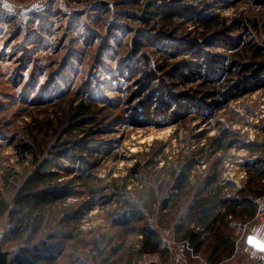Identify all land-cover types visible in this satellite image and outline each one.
Wrapping results in <instances>:
<instances>
[{"label":"rangeland","instance_id":"rangeland-1","mask_svg":"<svg viewBox=\"0 0 264 264\" xmlns=\"http://www.w3.org/2000/svg\"><path fill=\"white\" fill-rule=\"evenodd\" d=\"M93 1L97 3V7H90V4L94 6ZM118 2L120 1L0 0V202L7 204V211L0 215V264H17L13 259L20 250L32 246H36L34 251H38L39 255L47 253L56 257L52 263L35 264H105L103 260L106 258L112 260L109 257L111 249L122 241L118 234L109 236L114 231H119L109 224L111 211L116 210V205L106 204L100 197L90 199L85 193L87 189H83L81 185V180L85 177H80L79 174L89 172L91 177L102 181L97 183L92 180L88 188L109 184L110 177L124 176L126 170L134 165L136 153L145 154L141 158L142 167L147 165L153 151L164 144L162 156H168V160L174 159L177 153L185 155L187 150L199 149L205 141L201 137L190 139L188 145L181 143L180 139L199 134L202 130L212 128L214 124H220L217 128L229 126L235 131L237 134L231 138L236 143L223 154L214 155L205 164H201L202 160L197 157L200 163L194 167L195 172H204L207 166L216 162V158L222 157L221 164L216 167L220 180L233 182L237 188L258 186L257 181L255 184H245L254 173L246 164L252 165L261 160L262 163L256 169L263 170L264 152L250 151L245 146L250 142L264 144V131H261L264 130V84L253 93L234 97L220 111L212 113L208 121L201 115L191 113L175 122L166 118L157 120V125L135 126L131 112L136 103L141 102L149 92L159 90L165 93L163 84L169 86L168 93L183 94L188 99L191 96L199 97L202 88H198L197 84L200 81L183 83L169 77L168 74L183 57L180 53H177L175 59L172 57L173 53L171 57L168 55L171 49L167 47H172V43L167 42L169 37L177 42L192 41L203 45L205 41L212 40L215 30H219L235 43L226 49L218 45L203 48L211 57L217 54L220 57H232L234 52L236 60L243 61L248 56L242 48L243 42L260 45L264 51V0H186L184 5L193 8V15L184 13L181 18L173 21L171 29H167L168 26L162 27V23L156 19H150L149 24H154L159 34L165 35L163 39L166 43L163 45L169 51L161 52L150 44L144 45L141 49L143 58L137 64L138 73L131 77L128 70L125 71V66L120 71L119 65L129 61L131 56L130 42L135 37L132 31L147 30V26L138 20L118 15L119 11H126L138 17L142 14L141 6L121 8L115 5ZM194 14L208 16L203 19L210 25V29H203L192 22ZM214 16L216 18L209 21ZM90 17L97 18L93 20ZM112 24L118 27H112ZM215 24L217 27L213 28ZM103 45L107 47L102 57H99L98 52ZM236 45L238 47L233 49ZM143 70L148 77H153L148 93L132 98L133 92L143 84ZM39 92H42V97H39ZM81 100L89 106L92 118L91 123L79 127L82 131L75 128L80 126L77 121L73 118L68 120V114H74L71 107ZM233 111L238 116H232ZM249 111L252 113L249 114ZM190 118L193 119L189 121ZM232 118L234 123L231 125ZM49 121L54 127H46ZM70 123L74 125V131L65 133L72 126ZM40 130L42 132L37 134ZM175 131L178 132L177 140L173 137ZM45 133L48 137L43 139L42 135ZM214 133L212 130L206 136ZM31 134L43 140L46 151L38 154L35 159L28 157V161L23 162L17 157L14 147L28 144ZM76 142L86 143L93 149V155L87 157L82 151L74 154L71 149H62ZM55 144L59 150L57 152L52 149ZM58 153H62L63 157L57 161L60 168L50 171L57 174L55 176L58 179L52 181L50 187H46L49 178L45 177L42 181L44 184H41L38 191L54 187L57 190L83 192L80 197L70 196L58 205L60 209L71 206L69 216L72 220L64 222L56 211L59 208L51 213L49 210L55 204L48 205L37 234L32 235V232L23 230L20 234L9 233L21 218L14 199L22 190L26 177L38 164L44 162L43 158L55 163L54 156ZM81 158L84 159V164H89L87 168L76 163ZM73 159L75 162H71ZM163 163L161 158L154 168L146 170L155 172L164 166ZM9 170H12V175L8 176ZM259 184L263 186L264 193V182ZM132 189L133 184L126 190ZM39 192L31 193L30 196ZM29 193L26 190L21 196H29ZM228 193L233 194L232 191ZM13 210L11 215L9 212ZM225 213L227 215L223 224L217 223L215 228H218L221 236L229 237L235 242L238 253V259L226 264H250L252 260L258 262L264 245L255 238L264 239V224L257 222L254 215L249 218L248 210L243 207H237L231 213L229 209H223L221 215ZM147 221L152 228H158L151 218ZM174 224L166 229H157L168 249L167 254L148 256L140 264H207V261L209 264H217L211 257V234L205 235V238L211 239L207 240L201 254L189 255L191 248L186 247V241L182 240L181 234L176 233ZM192 228L195 231L201 230L199 226ZM72 230L82 231V237L88 240H98L93 252L86 249L74 253L68 249L70 241L63 239L62 233ZM108 232V240L111 236L113 238L105 241L111 243L105 247V254H102L100 250L105 243H100L98 236ZM139 239L138 236H129L125 239L124 246L135 244ZM252 253H256L255 256ZM247 254L251 259H248ZM224 256L226 255L222 257Z\"/></svg>","mask_w":264,"mask_h":264},{"label":"trees","instance_id":"trees-1","mask_svg":"<svg viewBox=\"0 0 264 264\" xmlns=\"http://www.w3.org/2000/svg\"><path fill=\"white\" fill-rule=\"evenodd\" d=\"M119 1L115 4L118 7L141 6L142 11V14L138 17L126 11H119L118 15L120 17L138 20L147 26V30L134 29L132 31L135 37L130 42L131 56L128 58L129 61L127 60L119 65V70L121 71L122 67L125 66V71L128 70L131 77L138 73L139 66L137 64L143 58L141 49L144 48V45L150 44L161 52L169 51L163 45L166 43V40L163 39L165 35H160L159 31L155 29L154 24H149L150 21L156 19L162 23V27L168 26L167 29H171L170 26L173 24V21L181 18V15L184 13L189 16L193 15L191 14L193 13V8L184 5L186 0H170L169 2L165 0ZM93 3L94 6L89 2L90 7H97V3L94 1ZM192 17L191 21L195 22L197 26L203 29H210V25H207V22L204 21L208 16L194 14ZM90 18L94 20L97 17ZM215 18L216 16L209 21ZM112 25V27H118L115 24ZM216 27L217 24L213 26V28ZM150 29L152 30L150 31ZM221 33L219 30H215L211 38L212 40L205 41L203 45L192 41H186V43L177 42L172 37H169L167 42L172 43V47H167L171 49L168 55L171 57L173 53V59H175L177 53L183 56L178 60L177 66L168 74L169 77L174 81L181 80L183 83L198 80L200 82L197 84V87H201L202 90L198 98H192L191 96L189 99L184 97L183 94L168 93L169 86L165 84L162 85V88L167 93L159 90H153L148 93V86L152 82L153 77H148L147 73L143 70L141 78L143 84L139 85V88L133 92L131 97L139 98L146 93L148 94L143 97L141 102L136 103V107L131 112L132 123L135 126L157 125V120H165L166 118L173 119L172 122H175L183 119L186 114L191 113L201 115L205 121H208L212 113L220 111L224 104L234 97L253 93L264 84V51L261 50L260 45L243 42L242 48L249 56L243 61L236 60L234 52L232 53V57L225 58L220 57L218 54L211 57L204 51L203 48L212 45H218L223 49H226L228 46H234V40L226 38ZM106 47L104 45L101 47L98 52L99 57ZM237 47L236 45L233 49ZM215 58L218 59L216 60ZM96 62L100 63V60ZM41 95L42 92H39V97H42ZM88 107L83 100L71 107V112H74V114L72 116L68 114V120L73 118L74 121H77V125L80 126H76V129L83 127L87 123H91L92 118ZM192 108L195 109L193 110ZM248 113L251 114L252 112L249 111ZM232 116L236 117L238 114L233 111ZM192 119L190 118L189 121ZM233 123L234 118H232L231 125ZM70 125L72 124L70 123ZM217 126L219 127L220 124H214L212 128L202 130L199 134L181 138L180 142L186 145L189 144L190 139L195 140L201 137L205 141L199 149L187 150L185 155L177 153L174 159L168 160V156H162V149L165 147V144L160 149L153 148L155 150L151 154L150 160H147V165L144 164L142 167L141 158L145 154H134V158L136 159L134 165L126 170L124 176L110 177L109 184H99L100 186L88 188V184L96 179L91 177L89 172L79 174L80 177H85L81 180V185L83 189H87L85 193L90 199L100 197L106 204L114 203L116 205V210L111 211L112 218L109 224L111 228H117L119 231H114L111 234L108 232L98 237L100 238V243H105L106 240L110 241L113 238L111 236L108 240L107 237L118 234V238H122V241L120 245L111 249L109 257L112 260L106 258L103 260V263L121 264L124 262L125 264H140L148 256L154 254L166 255L168 249L160 237V230L157 229L169 228L172 223H175L173 226H175L176 233L181 234L182 240L186 241V247L191 248L189 255L195 256L203 252L207 240L211 239L205 238L207 234H211L213 241V244L210 245L211 257L216 256L218 258L219 256L232 254L234 241L229 237L221 236L218 228H215L216 224H223L224 222L227 213L221 215L223 209H229V213H231L235 208L243 207L248 210L249 218L253 217L255 199L263 193V186L259 183L264 182V169L258 171L256 169L262 163L261 160L256 161L252 165L246 164V167L252 169L254 173L245 184H255V181H257V188H246V186L237 188L233 182L220 180V174L216 167L221 164L222 157L216 158L215 163L207 166L204 172L197 174L194 170V167L200 163L197 157H200L202 160L201 164H205L214 155L218 153L223 154L227 149H230L232 144L236 143V140L231 138L237 134L235 131L231 130L229 126L227 128H217ZM46 127L54 126L49 121V123H46ZM79 129L81 130V128ZM212 130L215 133L212 136H206ZM73 131L74 125L70 126L65 133L70 134ZM41 132L42 130L37 134ZM42 136L45 139L48 137V134L45 133ZM30 137L31 139L28 144H19L14 147L17 151V157L22 159L23 162L28 161L26 160L28 157L35 159L38 154L46 151V148L43 147L44 142L42 139L39 140L37 135L34 136L33 134ZM173 137L176 140L178 139L177 131L174 132ZM56 146L55 144V148H52L55 152L58 150ZM245 147L250 151L264 152V144L250 142ZM62 149H71L74 154L82 151L88 155L87 157H91L94 152L86 143L82 142L73 143ZM54 157L55 163L48 158H43L45 159L44 162L38 164L26 177L27 180L22 190H20V193L14 199V205L18 207L17 213L20 214L21 218L18 219V224L13 231L10 230L9 233L14 235L20 234L23 230V232H32V235L37 234L48 205L52 206L55 204L49 210L51 213H54L59 208L56 211L63 217L64 222L72 220V217L69 216L71 206L68 205L60 209L58 205L70 196L80 197L83 195L81 194L83 192L57 190L58 188L54 187L38 191L41 184H44L42 181L45 177L49 178V183L46 187H50V183L58 179L55 176L57 174L50 171L60 168L57 165V161L63 159L62 153L55 154ZM161 158L164 162L163 167L155 172L146 170V168H154ZM83 161L84 159L81 158L76 163L84 165L87 168L89 164H84L85 162ZM71 162H75L74 159ZM10 171L12 170L7 172L8 176L11 174ZM7 181L8 178L6 179ZM96 181L97 183H102L101 180ZM131 184H133V189L131 191L126 190ZM26 190L30 191L29 196H21ZM229 191H232L233 194L228 193ZM34 192L39 193L30 196ZM156 204H158V207L155 208ZM89 206L91 207L92 204ZM6 211L7 204L1 201L0 215H3ZM9 213L12 215L14 210ZM148 218H151L152 223H156L158 228L155 229L148 225ZM192 226H199L201 230L195 231ZM83 234L82 231L77 230L62 233V238L70 241L68 245L70 251L78 253L81 250L89 249L93 252V247H96L98 240H88L82 237ZM129 236H138L140 239L136 240L135 244L124 246L125 239ZM110 243H105L100 253L105 254V247ZM34 250H36V246L22 248L20 253L13 259V262L17 264L52 263L56 259L55 256L47 253L39 255L38 251Z\"/></svg>","mask_w":264,"mask_h":264},{"label":"crops","instance_id":"crops-1","mask_svg":"<svg viewBox=\"0 0 264 264\" xmlns=\"http://www.w3.org/2000/svg\"><path fill=\"white\" fill-rule=\"evenodd\" d=\"M255 240H257L259 243H261L262 245H264V239L262 240V239H260V238H255ZM256 242V241H255ZM245 249V248H244ZM262 251H263V254H260V256H259V260H258V262H254L253 260V262L252 261H250V264H264V248H262ZM255 254L256 253H252V255L253 256H255ZM237 256H238V253H237V249H236V247H235V242H234V249H233V252H232V254L231 255H228V256H224V257H221V256H219L218 258H214V257H212V259H213V261L214 260H216V262H217V264H226L227 262H229V261H231V260H233V259H238L237 258ZM247 257H248V259L250 258V255L249 254H247ZM251 259V258H250ZM204 262V261H203ZM207 264H209V261H207Z\"/></svg>","mask_w":264,"mask_h":264},{"label":"built area","instance_id":"built-area-1","mask_svg":"<svg viewBox=\"0 0 264 264\" xmlns=\"http://www.w3.org/2000/svg\"><path fill=\"white\" fill-rule=\"evenodd\" d=\"M254 219L260 224H264V193L255 199Z\"/></svg>","mask_w":264,"mask_h":264}]
</instances>
